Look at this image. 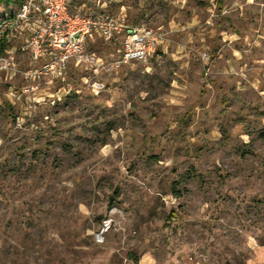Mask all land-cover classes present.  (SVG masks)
I'll return each mask as SVG.
<instances>
[{"label": "rangeland", "instance_id": "obj_1", "mask_svg": "<svg viewBox=\"0 0 264 264\" xmlns=\"http://www.w3.org/2000/svg\"><path fill=\"white\" fill-rule=\"evenodd\" d=\"M89 6L166 41L22 102L0 75V264H264V0L72 1Z\"/></svg>", "mask_w": 264, "mask_h": 264}, {"label": "built area", "instance_id": "obj_2", "mask_svg": "<svg viewBox=\"0 0 264 264\" xmlns=\"http://www.w3.org/2000/svg\"><path fill=\"white\" fill-rule=\"evenodd\" d=\"M72 1L24 0L17 10L0 16V75L24 82L20 88H9L7 95L14 103L30 98L33 84L42 78L64 80L71 65L96 74L117 70L152 59L166 41L161 28L131 23L123 14L90 6L73 11ZM97 39L116 46L110 65L87 48ZM19 41L21 46H11ZM25 52L30 59L23 68L17 55Z\"/></svg>", "mask_w": 264, "mask_h": 264}, {"label": "trees", "instance_id": "obj_3", "mask_svg": "<svg viewBox=\"0 0 264 264\" xmlns=\"http://www.w3.org/2000/svg\"><path fill=\"white\" fill-rule=\"evenodd\" d=\"M0 1L4 2V1H9V0H0ZM170 218H174V216H173V215H171V217H170Z\"/></svg>", "mask_w": 264, "mask_h": 264}]
</instances>
